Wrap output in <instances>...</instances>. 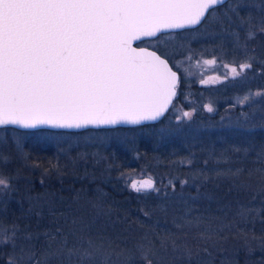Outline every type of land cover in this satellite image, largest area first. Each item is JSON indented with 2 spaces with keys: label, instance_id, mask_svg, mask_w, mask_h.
<instances>
[{
  "label": "snow or ice",
  "instance_id": "6c2138e0",
  "mask_svg": "<svg viewBox=\"0 0 264 264\" xmlns=\"http://www.w3.org/2000/svg\"><path fill=\"white\" fill-rule=\"evenodd\" d=\"M251 11L248 0H0V126L79 129L158 122L170 107L176 110L173 101L182 77L188 80L194 75L190 68L206 70L219 61L224 76L210 77L212 83L246 79L254 71L258 62L249 45L264 34V11L258 21ZM209 22L228 34L242 60L224 63L222 56L203 59L202 53H186L183 60L170 64L164 53L133 46L142 37L157 38L166 29H196ZM218 48L223 50L222 45ZM257 97L264 98V89H249L232 106L252 107ZM204 107L209 113L215 110L211 103ZM194 112L183 111L178 123L191 120ZM242 115L247 121L248 114ZM16 144L19 149L18 140ZM259 159L264 162V153ZM0 160L7 163L8 157L0 154ZM239 173L238 169L233 175ZM11 180L0 173V194L10 190ZM130 187L137 193L159 191L150 176L132 181ZM239 214L246 216L250 210L241 209ZM185 224L199 227L200 220ZM217 231L223 228L199 234L206 245L203 252L208 253L207 245ZM16 233L15 227L0 225V247L15 249ZM69 235L72 241L61 234V247L55 253H45L41 259L31 248L21 247V255L10 256L7 264H47L48 256L65 251L68 257L81 259L101 254L91 239L83 242L87 248L81 252L76 244L82 238ZM138 247L145 264H152L148 259L152 248ZM172 248L181 256L194 255L192 248L174 240Z\"/></svg>",
  "mask_w": 264,
  "mask_h": 264
},
{
  "label": "rangeland",
  "instance_id": "374dc122",
  "mask_svg": "<svg viewBox=\"0 0 264 264\" xmlns=\"http://www.w3.org/2000/svg\"><path fill=\"white\" fill-rule=\"evenodd\" d=\"M248 3L252 9L250 14L258 21L261 18V12L264 11V0H248ZM244 14L246 13H242V15ZM260 36L263 37L264 34L257 35L256 39L249 45L250 50H254L253 48L258 47V45L259 47L264 46V41ZM147 45L168 55L172 64L183 60L186 53H202L203 59H211L214 55L222 56L224 63L240 61L244 58L236 54L237 50L230 43L228 34L221 32L220 27L212 22L199 26L192 32L187 29L179 31V33L171 32L162 34L155 39L148 40ZM220 45L223 46L222 51L218 48ZM228 52L231 53L228 54ZM252 52L254 53V51ZM258 61L259 60H257V62ZM219 63L218 61L215 67L207 66L206 70L190 68V71L194 75L188 80L182 77L180 87H185L183 88L184 92L180 90L178 92V95L181 92V101L174 103V105H176V110L170 107L165 120L158 126H136L122 130L117 127L86 129L83 131H45V129H41L25 132L8 129L6 127L0 128V154L8 157L7 163L0 160V173H3L6 177L12 178L10 190L0 194V225L6 228L15 227L17 229L15 249L11 246L0 247V264H7L9 257L12 255L19 257L21 255V247H23L25 251L31 248L35 251L37 258L42 259L45 253H55L61 247V234L68 236L69 240L72 241L73 237L69 235L70 233H75L77 238H82V243L76 244V247L80 248L81 252L83 249L87 248V244L83 242L91 239L95 242L96 246L100 248L101 254L94 255L92 258L81 259L80 255L68 257L65 251L60 255L48 256L47 264H105V257H107L106 264L132 263L133 246L125 240L130 238V231L123 233L118 232L116 236L119 237V240L116 241V237L110 236L109 233L103 231L105 227L108 228L116 225L114 220H111L109 217L112 211L108 206L93 202L89 205L91 209L93 207L91 214H89L90 216L76 221L75 223L77 226L75 225L72 228L70 224L58 225L59 222L52 223L51 219H55H49L48 217L45 219V222H43V225L39 223L37 216L43 215L40 213L41 210L35 211L34 207H36V204L33 201L32 204H30L31 202L22 198V196H27L29 193V189L25 188L23 183L33 177L37 171L36 165L29 160L30 152L33 154L37 147L46 149L52 147L54 150H57L59 155H63L68 159L67 161L72 164L79 161V163H89L90 165L93 160L106 159L105 154H108V151H114L116 153V147L131 151L133 148L137 147L136 144H138V141L141 139V147L145 149L144 153L150 156L147 155V161L143 164V169H139L135 173L124 176L126 184L130 187L132 181L150 176L156 181V187L159 191H162V188L168 187L167 184L170 180L173 184L174 181L171 177L169 178L166 171L162 172L160 176L151 169L153 163H150L149 160L157 162L155 164H159L162 161L157 158V155L150 154V152L161 149L164 144L163 141H170L178 144V139H183V142H185L184 147L186 149V154L183 152L184 156H182L176 152L174 155H177L175 158L180 161L179 167H190L186 170H190L192 173L189 171L188 174L185 173L184 175L190 177L191 174V178L196 179L191 182L192 188L199 190L201 184H198V179L200 183H202L209 179L210 176L212 178L218 176H235L233 173L242 168L240 166L238 167L237 164L243 161V157L237 159L234 155V153H238L237 149H241L240 146H237L238 148L235 147L233 149V154L228 155L229 153L227 154V151L218 153L220 149L216 144L219 141L225 144L227 142L242 143L244 155H254L253 153H255V151L248 147V143L251 144L253 141V133H257L259 129L264 131V125H256L257 120L260 119V121L264 123V113H258L259 108L256 107L258 106L256 104L260 100L264 101V98L257 97L252 107L245 106L241 108L238 106L233 107L232 105L249 89L253 91L264 89V67L256 63L254 64V71L249 73L246 79H228L223 83L217 80L216 83H212L209 79L210 77L219 76L222 79L224 76L225 70L219 66ZM182 67L189 66L184 64ZM257 72H259V74H257ZM261 73H263V76L260 75ZM202 79L209 80V83H199L198 81ZM194 83L197 84V86L199 85V87H197L199 91L193 88L192 84ZM238 89H243V91L237 93ZM225 90H233L232 92L234 94L231 95V92L229 95L224 94L223 96L222 92H225ZM209 103H211L215 109L211 113L204 107ZM192 109H195L192 119L181 120L178 123L177 117L182 114L183 111H191ZM242 113L248 114L249 118L247 121H245ZM17 140L20 145L19 149L16 144ZM151 141H153L152 144L150 143ZM200 142L210 144L215 150L217 148L216 156L211 152L207 154V157L201 156L198 152L201 148H193V146L200 144ZM252 146L260 149V145L256 143V141L252 143ZM136 157H138L137 154ZM211 159L219 166H215V170H204L203 166L207 165L206 161ZM254 160L256 162H262L259 158ZM72 161H74V163ZM188 161H191V164H189ZM230 162L236 164L230 167L225 166L226 163ZM196 163H201L202 166H197L195 165ZM222 163H225V165L222 166ZM241 163L240 165L245 166L247 160ZM46 172H44V174H47ZM181 172L174 174L176 180H178L179 176L183 175ZM240 174L241 172L239 175ZM35 175H38V172ZM253 176L249 177V181L255 184V182L251 181ZM165 179L167 180L166 183L164 182ZM182 181L187 180L182 179ZM43 184L44 183L41 181L42 186H44ZM155 192L156 191H154V193ZM49 204L46 205V208L50 207ZM44 206L43 204L38 205L39 209H46ZM187 207H190V205H187ZM15 219H17V221ZM73 219H76V217ZM224 225H227L226 221L218 222V230L223 228V231H218L220 234L222 233V235L227 231V227H223ZM154 226H158V221L155 222ZM114 227L115 226H113V228ZM156 227L154 230L152 228L145 229V227H142L137 229L136 232V240H138L137 243H139L137 246L144 245L146 248H152L153 254L148 257V259H151L152 264H173V261L182 258L188 259L190 263L191 258L181 256L179 253L173 251V240L176 241L179 246H187L192 248L193 252L197 250L200 252L199 246L195 243L196 240L200 238V225L199 227H189L185 224L184 228H181L176 235L167 234L163 229L164 232H161L157 230ZM27 237H30V239H27ZM214 237V241H220V245H225L224 237L222 238L217 234L214 235ZM69 247H71V244ZM225 251L227 252V250L219 249V252L225 253ZM139 254H141L142 258L140 250ZM169 255L170 258L168 257ZM168 258L171 259L172 262H170ZM142 261L145 262L144 259ZM224 262L226 263L225 260ZM224 262H222V264H224Z\"/></svg>",
  "mask_w": 264,
  "mask_h": 264
},
{
  "label": "trees",
  "instance_id": "16d2710c",
  "mask_svg": "<svg viewBox=\"0 0 264 264\" xmlns=\"http://www.w3.org/2000/svg\"><path fill=\"white\" fill-rule=\"evenodd\" d=\"M189 30L192 32L195 29ZM147 42L148 40L142 41L140 45H147ZM192 85L194 89L199 91L197 89L199 85L197 86L195 83ZM183 88L181 86L179 90L183 91ZM256 105L259 108L258 113L263 114L264 101L260 100ZM167 114L159 122H151V124L140 125L139 127L158 126L163 123L162 121L165 120ZM260 120H257V126L264 125ZM6 128L13 129V127ZM118 128L122 130L133 127ZM15 130L18 131L19 129ZM19 131L25 132V130ZM45 131L52 130L45 129ZM253 135V141L251 144L248 143V147L255 151L253 156L251 154L244 155L242 143L227 142L225 144L224 142H217L216 145L220 149L218 153L227 151L228 155L233 154V149L240 146L241 149L234 155L237 159L243 157V161L247 160V163L244 166L240 165L243 161L238 162L237 166L242 167L240 175L214 178L210 176L202 183L198 179V184H201L199 190L192 188L191 182L196 179L191 178V174L190 177L184 175L189 173L190 170L186 169L190 167H179L180 161L176 160L177 155H174L177 152V154L184 156L186 149L183 139H178V144L163 141L164 144L161 149L150 152V154L157 155V158L162 162L155 164L157 162L149 161L153 163L151 169L158 175L161 176L162 172H167L169 178L171 177L174 181V184L172 183L174 188L168 183V187L162 188V191L148 194L135 192L127 186L124 178L128 174L144 168L143 164L147 161V155L149 154L144 153L145 149L141 147V139L136 144L137 147L131 151L116 147V153L108 151V154H105L106 159L93 160L90 165L89 163H79V161L72 164L52 147L47 149L37 147L33 154L30 152L29 160L36 165L37 171L35 174L38 172V175L34 174L27 182L24 181L26 184L23 183V185L29 189V193L27 196H22V198L31 202L30 204L33 201L36 204L35 211L41 210L40 213L43 215L37 216L41 225L47 217L50 219L46 213V211L48 212L46 205L49 203H58L61 202L60 200H65L75 204H83V214L77 217L81 220L90 216L87 212L91 211L88 209H90L89 205L93 202L108 206L112 211L109 217L114 220L116 225L112 224L115 226L114 228L113 226L105 227L103 231L116 237L115 241L119 240V237L116 236L118 232L130 231V238L125 240L133 246V258L131 259L133 264H145L137 246L139 244L136 240L137 229L145 227V229L152 228L154 230L156 227L154 224L158 221L157 230L176 235L181 228H184L185 221L196 218L200 220L201 232H204L205 229L218 230V222L226 221L227 231L223 235L218 231L216 232L218 236L224 237L225 245H220V241H214V235H216L214 234L212 241L207 245L208 253H205L202 249L206 245L199 238L195 243L199 246L200 252L198 250L194 252L199 253L191 257L190 263L188 259L183 258L172 262L169 255L170 262L173 264H222L225 260L226 263L224 262V264H264V162L254 160L259 158V154L264 153V131L259 129ZM254 141L260 145V149L252 146ZM150 143L152 144L153 141ZM195 147L201 148L198 152L203 157H207L210 152L214 156L217 154V148L215 150L214 147L205 142H200V144L193 146V148ZM136 154L138 157H136ZM211 160L206 161L207 165L203 166L204 170H215V166H219L213 162V159ZM72 162L74 163V161ZM235 164L232 162L226 163V165L222 163V166L230 167ZM195 165L202 166L201 163ZM44 172L47 174H44ZM179 172L183 175L176 180L174 174ZM251 176H253L251 181L255 184L250 183L249 177ZM182 179H186L188 183L182 185ZM41 181L44 186L41 185ZM164 182L166 183L167 180L165 179ZM40 204L45 205L44 207L47 210L39 209L38 205ZM187 205H190V207H187ZM241 209L250 210V214L241 216L239 214ZM15 220L17 221V219ZM69 224L71 228L76 225L73 222ZM213 242L215 243L213 244ZM219 249L227 250V252H219Z\"/></svg>",
  "mask_w": 264,
  "mask_h": 264
},
{
  "label": "flooded vegetation",
  "instance_id": "af4514ba",
  "mask_svg": "<svg viewBox=\"0 0 264 264\" xmlns=\"http://www.w3.org/2000/svg\"><path fill=\"white\" fill-rule=\"evenodd\" d=\"M260 38L263 39V41H264V36L263 37L260 36ZM253 49H254V53L251 52V54H253L255 56L256 60H259L258 61V64L261 65L262 67H264V46L259 47V45H258V47H254ZM229 53H231V52H228V54ZM236 54L240 55V57H243L240 52L238 53V51H237ZM170 62L172 64V61L171 60H170ZM257 74H259V72H257ZM260 75L263 76V73H261ZM232 91L233 90H230V91L225 90V92H222V95L223 96H224V94L229 95V93H231ZM240 91L242 92L243 89L242 90H239L238 89L237 90V93H239ZM181 92H184V91L181 90ZM181 92H180V94H181ZM180 94L177 95L178 97L175 98L173 104L174 103H178L179 101H181ZM233 94L234 93L232 92L231 95H233ZM60 201L61 202H58V203H50L49 204L50 207L48 208L47 214L49 215L50 219L51 218H54L56 220L55 221V220H52L51 219L52 223L53 222H59L58 225H61V224L62 225H65V224L68 225L71 222L75 223L76 221H79L80 219L77 218V217L79 215H82L83 214V211H82L84 209L83 204H80V203L75 204V203H72L71 201L70 202H67L65 200H60ZM75 206L77 207L76 209H75ZM92 209H93V207H92ZM92 209L90 207V210H92ZM88 213L91 214V211L90 212H87V214ZM74 217H76V219H73Z\"/></svg>",
  "mask_w": 264,
  "mask_h": 264
},
{
  "label": "water",
  "instance_id": "95a60500",
  "mask_svg": "<svg viewBox=\"0 0 264 264\" xmlns=\"http://www.w3.org/2000/svg\"><path fill=\"white\" fill-rule=\"evenodd\" d=\"M198 27V26H197ZM182 30H186V29H166V30H163L161 33L158 34L161 35V34H165V33H171V32H178L179 31H182ZM147 39H154V38H147V37H142L141 38V41H137V42H134L133 46L136 47L137 44H139L140 42L144 41V40H147ZM139 46L141 47H145L147 48L149 51H152V50H156L152 47H149L147 45H140ZM157 51V50H156ZM158 54H160L159 51H157ZM169 63L171 64L170 62V59H169ZM175 70V69H174ZM170 109V108H169ZM169 111V110H168ZM167 113V112H166ZM165 113V115H166ZM163 118V117H162ZM161 118V120H162ZM152 123H156V122H152ZM145 124H151V122H145L144 124L142 125H145ZM134 126H140V125H129V124H122V125H116V126H99V127H96V126H88L87 128H53L51 126H48V125H42V126H39L38 128L36 129H25V131H31V130H39V129H49V130H55V131H83V130H86V129H102V128H116V127H134ZM3 127H13V129H19V130H24V128H20L19 126H0V128H3Z\"/></svg>",
  "mask_w": 264,
  "mask_h": 264
}]
</instances>
